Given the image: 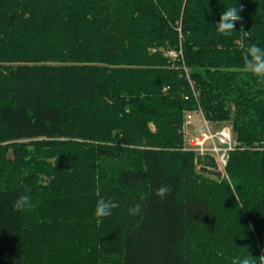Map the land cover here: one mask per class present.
Here are the masks:
<instances>
[{
    "label": "trees",
    "instance_id": "1",
    "mask_svg": "<svg viewBox=\"0 0 264 264\" xmlns=\"http://www.w3.org/2000/svg\"><path fill=\"white\" fill-rule=\"evenodd\" d=\"M236 6L237 31L218 34ZM251 44L264 49V0H0V264L264 253V80L243 70ZM199 107L243 147L225 177L183 150L184 113ZM21 195L33 207L17 212ZM101 198L119 207L98 219Z\"/></svg>",
    "mask_w": 264,
    "mask_h": 264
},
{
    "label": "clouds",
    "instance_id": "2",
    "mask_svg": "<svg viewBox=\"0 0 264 264\" xmlns=\"http://www.w3.org/2000/svg\"><path fill=\"white\" fill-rule=\"evenodd\" d=\"M244 9L242 6L229 7L227 10L220 14L219 21L214 25L215 30L218 34L223 36H229L233 31L236 30L237 22L241 21V16L239 15ZM239 32L243 36L248 35V31H245L243 27L240 28ZM243 70L252 73L258 78L264 80V49L257 46L256 44H251L245 51L243 55ZM172 189L166 185H161L155 192V195L161 199L166 198ZM14 210L21 212L24 210L31 209L33 204L31 198L28 195H21L14 201ZM119 204L114 203L112 200H105L103 198L99 199L95 206V216L99 218L108 217L112 214V210L118 208ZM141 211V205L137 204L129 209V213L136 215ZM249 249L250 246H245ZM232 264H264V253L259 257H254L250 252L248 256L235 257L232 260Z\"/></svg>",
    "mask_w": 264,
    "mask_h": 264
},
{
    "label": "built area",
    "instance_id": "3",
    "mask_svg": "<svg viewBox=\"0 0 264 264\" xmlns=\"http://www.w3.org/2000/svg\"><path fill=\"white\" fill-rule=\"evenodd\" d=\"M169 56L176 57L177 54L170 52ZM193 94L198 100V93L194 88ZM186 99L188 100V97ZM199 126H204L205 132H200L197 135L195 130ZM182 135L184 151H192L198 156L213 158L218 171L223 175L226 173L231 154L243 148L237 141L231 126L226 125L218 130H213L201 107L184 113ZM200 169L203 168L200 167Z\"/></svg>",
    "mask_w": 264,
    "mask_h": 264
},
{
    "label": "rangeland",
    "instance_id": "4",
    "mask_svg": "<svg viewBox=\"0 0 264 264\" xmlns=\"http://www.w3.org/2000/svg\"><path fill=\"white\" fill-rule=\"evenodd\" d=\"M210 123H211V128H213V130H218V129L222 128L223 126H226V125L231 126L230 123H215V122H211V121H210ZM231 127H232V126H231ZM195 132L197 133V135L200 134V132H205V127H204V126H199V127L195 130ZM183 147H184V144H183ZM183 150H184V149H183ZM187 152H191V153H194V154H195V156H196L195 163H196V166H197V167H196L197 170H199L201 166H202V168H204V166L201 164L202 161H211V162H213V163L215 164V168H216V169H212V170H213V171H217V172H219V171H218V168H217V165H216V163H215V161H214L213 158H211V157H209V156L201 157V156H198L195 152H192V151H187ZM227 166H228V165H227ZM208 169H209V168H208ZM210 169H211V168H210ZM220 173H221V172H220ZM221 174H222V173H221ZM226 175H227V167H226V173H225V175L222 174L221 177H225Z\"/></svg>",
    "mask_w": 264,
    "mask_h": 264
},
{
    "label": "water",
    "instance_id": "5",
    "mask_svg": "<svg viewBox=\"0 0 264 264\" xmlns=\"http://www.w3.org/2000/svg\"><path fill=\"white\" fill-rule=\"evenodd\" d=\"M202 172L205 173V174H210V175L216 176V177L222 176V174L220 172L213 171V170H210L208 168H203Z\"/></svg>",
    "mask_w": 264,
    "mask_h": 264
}]
</instances>
